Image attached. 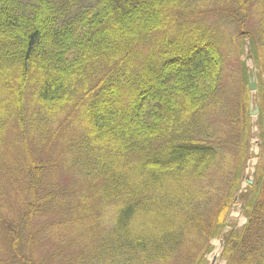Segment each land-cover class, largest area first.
I'll return each instance as SVG.
<instances>
[{
	"label": "trees",
	"instance_id": "1",
	"mask_svg": "<svg viewBox=\"0 0 264 264\" xmlns=\"http://www.w3.org/2000/svg\"><path fill=\"white\" fill-rule=\"evenodd\" d=\"M87 1L0 0V171L9 162L15 180L12 191L0 181V264H197L228 227V264H264V108L256 180L238 195L249 94L245 83L247 131H227L236 40L221 26L254 19L250 50L264 57V0H219L213 22L206 0ZM228 122L238 126L236 110ZM56 155L67 186L50 176ZM238 198L241 231L226 219ZM64 228L74 234L38 257Z\"/></svg>",
	"mask_w": 264,
	"mask_h": 264
},
{
	"label": "rangeland",
	"instance_id": "2",
	"mask_svg": "<svg viewBox=\"0 0 264 264\" xmlns=\"http://www.w3.org/2000/svg\"><path fill=\"white\" fill-rule=\"evenodd\" d=\"M20 3L22 6L28 5L30 2L34 3L37 0H14ZM61 1V0H59ZM207 7L204 11L206 13H203V18L209 20L210 22H213L217 20L218 16L215 18L213 16L214 11L218 12L223 8L220 6L219 0H206ZM85 5H89L90 0L87 1ZM77 3V2H76ZM206 6V5H205ZM215 8V9H214ZM212 9V10H211ZM211 10V13H210ZM209 12V13H207ZM224 21V20H221ZM254 19H249V26H247L245 29H240L238 26L228 22L224 21L225 23L222 26L223 32L229 35L233 36L235 38V42L232 44V48L230 50V53H225L226 56V70L224 75V92H227V101L228 98L233 100L232 103H230V111L227 114V122H225L223 127H227L228 130L234 129L235 131L243 133L247 128V121L245 120V113L242 115V113H239L240 108L246 107V87L245 83L247 84V92L249 94V98L247 100L248 103V110L250 111L258 110L257 115L251 116L250 114V121H249V130H248V137H249V155H248V161L244 164V174L242 176V183L241 188L238 193V195L245 194L249 187L252 186L255 183L256 177L255 173L257 172L258 164H259V155H260V147L259 143L261 142L260 137V129H259V113L261 106L264 108V91L261 92V88H264L262 85H264V57H262L261 53L256 52L253 53V51L250 50V38L252 37L250 33H246L247 31H255L254 29ZM244 35V37H241V35ZM258 49V47H257ZM261 51V49H260ZM226 52V51H225ZM261 54V55H260ZM249 76L255 77V82L257 86V90L255 92L248 91V83H249ZM227 107V104L225 105ZM236 110L238 112V126L235 128L231 127L228 122V117L230 112ZM236 120V119H234ZM76 125V124H75ZM73 130L66 129L67 131L62 133L60 136V140H67L68 138H72V136L76 135L77 127H73ZM247 131V130H246ZM245 131V132H246ZM244 138L246 141L247 136L244 133ZM60 144L56 143L54 149L59 151L62 147ZM9 159L12 160L15 153H9ZM61 155H56V161L54 167L52 166L49 168L50 170V176L59 181V183H62L63 185L67 186L69 182V178L72 175H69L66 168L63 165V160L60 159ZM9 160V161H10ZM66 164V162H64ZM11 164L9 162H6L3 164V169H1L2 178H0V181L3 185H5V191L8 189H11L12 186H15L14 182L15 180L12 178H8L6 175L9 176L11 172ZM4 179L8 183H4ZM3 187V186H2ZM4 202L7 204L6 210L4 211L5 214H7L10 218H16L18 217V214L20 212L21 207H18L19 201L15 200L12 204V196L8 193L4 194ZM11 204V205H10ZM243 199L238 198L233 203L230 211L227 213V222L230 224V226L236 228L237 230L241 231L243 227L248 223V213L243 209ZM57 220H60L58 217ZM36 229V226L34 227ZM59 229V228H58ZM231 230V227L225 228L224 232L217 236L216 238H213L209 241V249L203 250L202 254L199 255L196 262L197 264H228L227 258L224 256V235L227 234ZM69 234H74V231L69 228H64L57 230L53 234H45L43 239L44 242L38 243L36 246V254L38 257H47L52 252V247L55 245L57 240H53L52 237H65ZM85 237L88 235H84ZM96 241L92 240L90 241L89 245L94 244ZM78 253L77 251H75ZM73 254V251L69 250V256L71 257Z\"/></svg>",
	"mask_w": 264,
	"mask_h": 264
},
{
	"label": "water",
	"instance_id": "3",
	"mask_svg": "<svg viewBox=\"0 0 264 264\" xmlns=\"http://www.w3.org/2000/svg\"><path fill=\"white\" fill-rule=\"evenodd\" d=\"M250 83H249V91L253 92L256 91L257 87H256V83H255V78L253 76H250ZM258 110L256 109L254 112H251V115H257Z\"/></svg>",
	"mask_w": 264,
	"mask_h": 264
}]
</instances>
